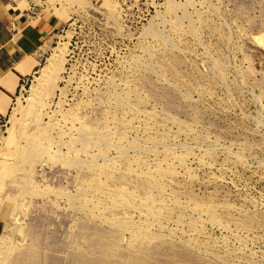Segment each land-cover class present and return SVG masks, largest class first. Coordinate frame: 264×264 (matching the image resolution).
Masks as SVG:
<instances>
[{
    "label": "rangeland",
    "instance_id": "rangeland-1",
    "mask_svg": "<svg viewBox=\"0 0 264 264\" xmlns=\"http://www.w3.org/2000/svg\"><path fill=\"white\" fill-rule=\"evenodd\" d=\"M59 10L64 32L45 43L37 72L6 115L4 137L13 143L0 142V165H10L5 153L27 143L20 130L52 138L40 160L15 167L0 188V241L8 251L34 239L35 264H80L79 251L99 248L78 232L106 231L102 220L113 218L107 212L114 196H80L99 216L89 221L67 195L77 191L81 168L52 155L74 156L65 142L76 129L107 121L123 133L117 140L126 152L111 147V161L99 164L128 167L136 177L150 173L161 186L152 192L165 214L150 230L158 233L153 240L168 243L139 264H264V0H65ZM62 42L64 58L31 106L35 79ZM124 91L132 109L114 106L113 95ZM106 182L101 176L90 185ZM128 191L141 198L137 185ZM211 207L224 227L211 221ZM14 216L21 229L9 237Z\"/></svg>",
    "mask_w": 264,
    "mask_h": 264
},
{
    "label": "bare ground",
    "instance_id": "bare-ground-1",
    "mask_svg": "<svg viewBox=\"0 0 264 264\" xmlns=\"http://www.w3.org/2000/svg\"><path fill=\"white\" fill-rule=\"evenodd\" d=\"M171 7H173V5H171ZM149 31L166 41V38L155 30ZM66 48L65 42L59 43L53 47V52L48 58L47 64L35 79V83L31 90V97L28 96V101L31 106L37 102L38 96L41 94L44 87L48 85L51 80V73L57 69L59 63L64 58ZM130 96L129 91L114 94V106L124 110L132 109L133 106L130 101ZM107 116L109 117V114ZM50 123L51 121L49 124ZM76 130L77 134L65 142V146L69 148L68 150L75 152L74 156L70 157L65 155V157H63L61 154L52 155L55 160L57 159L69 165H78L82 170V175L79 178V186L78 189H76L77 191L73 194L66 193L71 204L79 211L84 212L88 220L92 221L95 220V218H99V216L95 212V208L89 205V199L83 200L80 196H86L89 191H96L97 194L104 193L110 197L114 196V202L107 212V215L113 218H105L102 220L108 225L106 231L91 232L88 228L79 229L78 238L80 241L100 244L99 248H94L92 246V251L88 254L79 251V257L82 259L80 264H139L138 261L142 259L140 257L144 255V253L152 250V248L157 245H166L168 243L162 239L158 241L153 240V238L158 236V233L150 230L153 227H160L159 218L165 214V211L162 212L160 207L157 206L152 192L153 189L159 190L161 186L155 183L150 173H147L144 177H136L132 173L133 171L128 167L122 171L116 172L115 164H108L107 166L99 164L100 160L111 161V158L109 159L107 156V151L111 147L115 148L119 155H125L126 152L125 145L117 140L122 138L123 133L114 130L112 125L107 121L85 122L83 127L77 128ZM15 134L18 136V133ZM116 134L120 137L117 138ZM20 135L26 137L27 143L25 146H18L19 144L15 145L14 149L5 153V157L7 161L9 160L10 165H0V188L6 177L12 173L15 167H20L27 160L36 161L39 159L41 153L47 151V147L49 146L46 147L43 142H52V138L46 131L37 133L20 130ZM3 138L7 140L8 145L13 143V137L6 136ZM78 144L79 146H77ZM130 145L134 149L141 148L138 141H132ZM91 148L97 149L96 154L92 156L88 155L89 157L86 158L79 156L81 152H86ZM166 149L170 150V148ZM49 154H46V156ZM48 158H50V155ZM178 161L182 162V159L178 158ZM101 176H105L108 182L104 184L99 183L96 186L90 185L96 181L99 182ZM109 184L114 185V187L108 186ZM130 184L138 186L139 192H137V194L141 196L139 200L133 198V193L128 191V186ZM226 211H228L227 208ZM133 213H139L141 217L135 220L132 216ZM210 213L211 221L224 227L220 213L212 207L210 208ZM230 217L231 216H229V218ZM240 221L245 223L244 218L240 219ZM20 227L21 226L17 223V217L14 216L8 224L7 235L10 237L12 233L19 232L21 229ZM37 257L38 252L34 239L25 248H17L12 253L7 249V242L0 241V264H5L7 260H11L12 264H35Z\"/></svg>",
    "mask_w": 264,
    "mask_h": 264
},
{
    "label": "crops",
    "instance_id": "crops-1",
    "mask_svg": "<svg viewBox=\"0 0 264 264\" xmlns=\"http://www.w3.org/2000/svg\"><path fill=\"white\" fill-rule=\"evenodd\" d=\"M60 8L65 0H0V114L9 113L22 82L37 72L45 43L65 28Z\"/></svg>",
    "mask_w": 264,
    "mask_h": 264
},
{
    "label": "built area",
    "instance_id": "built-area-1",
    "mask_svg": "<svg viewBox=\"0 0 264 264\" xmlns=\"http://www.w3.org/2000/svg\"><path fill=\"white\" fill-rule=\"evenodd\" d=\"M61 32L63 33L64 29ZM26 84H27V81H23L21 86H20V89L24 88V86ZM8 124H9V120H8L7 116L0 114V142H1L2 138L5 136V134L7 133Z\"/></svg>",
    "mask_w": 264,
    "mask_h": 264
}]
</instances>
